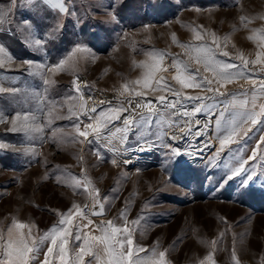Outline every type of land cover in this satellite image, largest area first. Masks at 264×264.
I'll use <instances>...</instances> for the list:
<instances>
[{
  "label": "rangeland",
  "instance_id": "rangeland-1",
  "mask_svg": "<svg viewBox=\"0 0 264 264\" xmlns=\"http://www.w3.org/2000/svg\"><path fill=\"white\" fill-rule=\"evenodd\" d=\"M87 4L88 0H75L81 22L77 23L74 17L69 18L60 38L47 44L46 54L31 50L7 35L0 36V40L8 46L18 63L33 60L55 65L58 60L67 56L77 42L90 49V52L82 54L79 59L77 72L50 74L56 82L49 86L48 95L51 98L60 100L68 94H75L71 91L72 81L78 76L85 97L91 96L95 102L105 100L116 104L120 98L114 89L141 75V70L134 67V61H145L146 53L150 50L179 54L181 59H187L184 50L171 40V36L176 34L178 40L185 44L202 43L194 40L191 28L195 26L202 25L221 38L228 36L226 47L223 39L220 43L221 48L230 53L229 57L218 53V58L226 62L240 64L235 59L239 54L252 60L255 59L256 52L260 51L257 43L250 41L248 36L253 34L252 29L264 27V20L255 19L245 28L239 18L264 15V0H123L116 10L119 23L115 24L104 23V11L99 10L93 15L91 10L86 9ZM207 42L211 44V39L208 38ZM167 58L172 59L171 56L166 57L164 66H167ZM196 67L198 66L194 64L193 69ZM261 67L264 64H250V74L258 72ZM174 72V69L169 68L161 75L175 85V81L171 79ZM0 85L21 88L30 86L41 92L44 88L38 76H29L15 65L12 70L0 73ZM227 87L232 91H242L250 90L252 86L244 80H238ZM184 91L195 95L200 90L188 88ZM0 106L5 109L10 120L16 109L8 100H0ZM54 115L67 116V105L58 106ZM46 118L42 117L41 122ZM196 118L204 120L207 116L198 114ZM71 123L68 119H55L52 126L45 129L44 141L37 138L30 146L37 152L45 145L52 156H58V149L71 150L78 144H71L67 135L58 134L56 142L49 139L52 128H63V133L66 134L72 131L68 127ZM9 127V123L0 124V141L17 147L22 142L29 146V141L23 134L11 133L8 131ZM259 135L257 132L253 139L248 140L241 153L243 158L251 156ZM212 137L214 128L207 136H186L173 142L182 155L173 159L167 165V170L161 166L163 159H144L149 155L148 151H133L137 147L134 138L130 139L129 151L125 155L128 159L136 157L130 160L131 163L121 164L120 167H113L111 159H84L81 164L77 159H24L23 152L2 151L0 222L7 225L10 218L16 216L21 221L34 223L36 228L33 231L42 234L60 219L53 209L63 213L74 202L81 206L90 205L92 202L83 193V189L74 191L65 185H58L55 180L61 169L67 168L80 175L82 168H86L101 197H109L105 214L91 217L96 223L116 218V224L121 225L123 222L119 215L122 209L127 206L128 220H133L141 214L143 208L146 219L141 221L139 227L130 226L135 228V242L152 247L158 241L160 250H169L168 259L172 264H199V260L213 251V240H217L213 252L216 264H233V233L236 234L235 248L241 264H259V259L264 254V187H261L264 177L257 179L248 189L240 187L239 178H234L223 188L217 187L224 174V159L231 157L225 151L221 154L222 159L217 161L218 166L211 163V157L219 146L214 138L212 147L200 152L195 150L203 147ZM231 147L236 149L238 146L234 144ZM162 153L156 155L164 157ZM102 154L106 155L104 152ZM251 164L256 165L258 172L264 171L261 168L264 161L259 157L249 161V165ZM46 175L50 178L44 179ZM114 186L117 192L111 191ZM114 195L119 198L112 199ZM229 226L231 230L221 239L219 234Z\"/></svg>",
  "mask_w": 264,
  "mask_h": 264
},
{
  "label": "snow or ice",
  "instance_id": "snow-or-ice-1",
  "mask_svg": "<svg viewBox=\"0 0 264 264\" xmlns=\"http://www.w3.org/2000/svg\"><path fill=\"white\" fill-rule=\"evenodd\" d=\"M122 3L123 0H88L86 9L91 10L93 15L103 10L106 16L103 22L115 24L119 23L116 10ZM72 17L77 23L81 22L75 0H0V36L7 35L31 50L46 54L47 44L60 38L65 22ZM239 19L247 28L255 19L264 20V15L241 16ZM191 31L194 40L202 43L185 44L178 40L176 34L171 36V40L184 50L187 59H181L179 54L150 50L146 53L145 61H134V67L141 70V75L114 89L120 98L116 104L105 100L95 102L91 96L85 97L78 76L72 81L71 91L75 94H68L60 100L48 95L49 86L56 83L50 74L77 72L82 54L90 52L86 45L77 42L65 58L58 60L55 65H47L33 60L18 63L8 46L0 40V73L12 70L15 65L29 76H38L44 86L41 92L30 86L0 85V100H8L16 109L9 120L5 109L0 106V124L9 123V132L21 133L29 141V146L22 142L20 147L0 141V152L12 150L35 156L37 152L30 146L32 142L37 138L43 142L45 129L51 127L55 119H68L72 121L68 126L72 131L65 134L63 128H52L49 139L56 142L58 134L67 135L71 144L81 145L80 153L74 154L81 164L84 163L82 153L85 145H96L90 150L100 161L104 160V150L112 153L110 163L113 167L131 163L129 159L121 157L129 151L130 139L134 138L137 147L133 151L167 149L162 153L164 159L161 164L167 170L173 158L182 155L173 142L186 136H207L214 128V137L209 138L198 152L212 147L214 138L219 146L211 157V163L218 166L217 161L222 159L221 154L225 151L231 157L224 159V174L217 187L223 188L234 178H239L242 189L250 188L257 179L264 177V171L258 172L255 164L249 165V161L257 157L264 161V102L258 103L264 101V67L251 74L249 70L250 64H264V27L252 29L253 34L248 36L260 48L255 59L249 60L241 53L235 57L240 64L218 58V53L223 57L230 55L221 48L220 43L223 39L226 47L228 36L221 38L202 25L192 27ZM208 38L211 44L207 42ZM168 56L172 57L171 63L164 66ZM194 64L198 66L195 69ZM169 68L175 70L171 77L175 85L161 75ZM238 80L250 84L251 89L232 91L227 87ZM83 83L88 86L86 82ZM188 88L200 91L190 95L184 91ZM65 104L67 116L54 115L57 107H64ZM198 114L206 115L207 119L202 121L196 118ZM42 117L47 118L41 122ZM257 132L260 135L256 148L245 159L241 155L244 146ZM234 144L238 146L236 149L231 147ZM56 167L59 169L58 165ZM261 168H264V164ZM49 178L48 175L44 177ZM55 180L58 185H65L74 191L83 189L92 203L81 206L74 202L63 213L53 209L60 219L42 234L33 231L36 228L34 223L21 221L16 216L11 217L7 225L0 222V264H56L57 261L58 264H172L168 259L169 250H160L158 241L152 247L135 242V228L130 226L139 227L141 221L146 219L143 208L133 220H128L127 206L122 209L119 215L123 222L121 225L116 224V218L96 223L91 217L105 214L109 197H101L87 169L82 168L80 175L67 168L61 169ZM261 187H264V182ZM111 191L117 192L116 187ZM118 198V195L112 197ZM125 203L127 205L128 202ZM230 230V226L226 227L219 237L224 238ZM232 235L231 261L241 264L235 248L236 234ZM216 244L217 240L211 242L213 251L199 260V264H216L213 255ZM259 264H264V254Z\"/></svg>",
  "mask_w": 264,
  "mask_h": 264
},
{
  "label": "crops",
  "instance_id": "crops-1",
  "mask_svg": "<svg viewBox=\"0 0 264 264\" xmlns=\"http://www.w3.org/2000/svg\"><path fill=\"white\" fill-rule=\"evenodd\" d=\"M45 146V145H44ZM44 146H41L40 149L37 151V155L33 156V155H29V154H25V158L24 159H76L74 154H78L80 153V149H81V145L78 144V146L72 147L71 150H64V149H58L59 153H57L58 156H52L51 152H48V149ZM86 146H83V153L82 155L84 156V159H97L95 155H93V153L91 152V148L92 146H88L86 149ZM45 148H46V152H45ZM203 147L200 146L198 148H195V150L198 149H202ZM167 151V149H156L154 148L152 151H148L149 155L145 156L144 159H164V157L159 158L157 154H161L162 152ZM104 153H106V155L104 156V159H112V153L108 152L107 150L103 151ZM136 156L132 157L131 159L134 160ZM179 158V157H178ZM177 157H174L173 159H178ZM121 159H128L126 158L125 153L123 154V156L121 157ZM129 159V160H131ZM2 189V186L0 184V191ZM7 222H9V219L7 220ZM95 234V232H94ZM46 247V246H45ZM40 259H43V255L41 254ZM87 259V258H86ZM56 264H58V261L56 262Z\"/></svg>",
  "mask_w": 264,
  "mask_h": 264
},
{
  "label": "built area",
  "instance_id": "built-area-1",
  "mask_svg": "<svg viewBox=\"0 0 264 264\" xmlns=\"http://www.w3.org/2000/svg\"><path fill=\"white\" fill-rule=\"evenodd\" d=\"M171 63V58H167L166 60V65H169ZM203 120V119H202ZM205 120V119H204ZM182 140V139H181ZM85 211H87V209H84Z\"/></svg>",
  "mask_w": 264,
  "mask_h": 264
}]
</instances>
